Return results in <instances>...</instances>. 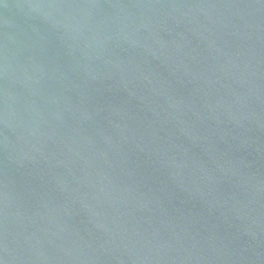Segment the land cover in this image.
Masks as SVG:
<instances>
[{
    "label": "water",
    "instance_id": "1",
    "mask_svg": "<svg viewBox=\"0 0 264 264\" xmlns=\"http://www.w3.org/2000/svg\"><path fill=\"white\" fill-rule=\"evenodd\" d=\"M0 264H264V0H0Z\"/></svg>",
    "mask_w": 264,
    "mask_h": 264
}]
</instances>
